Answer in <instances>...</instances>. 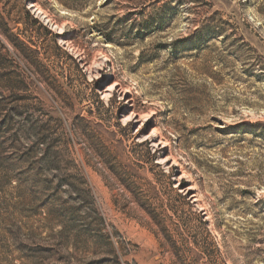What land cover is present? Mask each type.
Segmentation results:
<instances>
[{
  "label": "rangeland",
  "instance_id": "374dc122",
  "mask_svg": "<svg viewBox=\"0 0 264 264\" xmlns=\"http://www.w3.org/2000/svg\"><path fill=\"white\" fill-rule=\"evenodd\" d=\"M0 264H264V0H0Z\"/></svg>",
  "mask_w": 264,
  "mask_h": 264
},
{
  "label": "bare ground",
  "instance_id": "6f19581e",
  "mask_svg": "<svg viewBox=\"0 0 264 264\" xmlns=\"http://www.w3.org/2000/svg\"><path fill=\"white\" fill-rule=\"evenodd\" d=\"M33 6V5H32Z\"/></svg>",
  "mask_w": 264,
  "mask_h": 264
}]
</instances>
